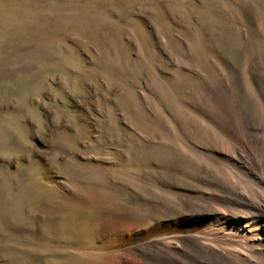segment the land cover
<instances>
[{"label":"rangeland","instance_id":"374dc122","mask_svg":"<svg viewBox=\"0 0 264 264\" xmlns=\"http://www.w3.org/2000/svg\"><path fill=\"white\" fill-rule=\"evenodd\" d=\"M263 116L264 0H0V264H165L192 122Z\"/></svg>","mask_w":264,"mask_h":264},{"label":"bare ground","instance_id":"6f19581e","mask_svg":"<svg viewBox=\"0 0 264 264\" xmlns=\"http://www.w3.org/2000/svg\"><path fill=\"white\" fill-rule=\"evenodd\" d=\"M260 119L261 123L248 121L250 126L242 137L244 144L230 133L224 135L221 127L224 136L219 131L215 134L207 120L201 119L198 125L192 122V133L202 137L199 153L203 159L196 161L193 155L185 159L186 175L191 181L181 184L187 193H182L176 202L195 221L188 229L157 242L159 246H150L151 255L156 254L158 261L264 264V116ZM226 220L240 224L238 229L225 228ZM142 255L146 256L145 251Z\"/></svg>","mask_w":264,"mask_h":264}]
</instances>
